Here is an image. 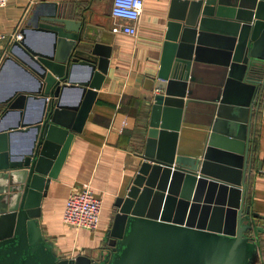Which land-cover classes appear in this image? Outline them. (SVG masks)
Listing matches in <instances>:
<instances>
[{"label":"water","instance_id":"water-1","mask_svg":"<svg viewBox=\"0 0 264 264\" xmlns=\"http://www.w3.org/2000/svg\"><path fill=\"white\" fill-rule=\"evenodd\" d=\"M182 3L186 10L168 21L157 79L163 91L151 104L141 161L114 201L96 253L71 257L57 255L43 234L41 199L101 86L111 44L87 5L79 18L34 12L23 35L42 32L47 45L24 36L13 45L37 74L35 93L11 97L2 114L23 111L28 97L40 109L19 122L31 133L23 154L11 151L13 126L0 127V264L254 263L264 213L251 209L248 189L264 90V0ZM71 86L80 90L76 102L66 99ZM194 114L207 126L205 144L198 154L183 153L181 121Z\"/></svg>","mask_w":264,"mask_h":264},{"label":"crops","instance_id":"crops-1","mask_svg":"<svg viewBox=\"0 0 264 264\" xmlns=\"http://www.w3.org/2000/svg\"><path fill=\"white\" fill-rule=\"evenodd\" d=\"M182 1L144 0L135 34L121 30L125 20L111 14L112 0H8L0 6V30L18 28L27 43L39 48L47 45L48 36L31 30L23 35V29L29 25L34 12L43 13L48 9L79 18L81 9L87 5L85 12L91 22L101 26V35L110 39L108 69L101 86L96 88L82 128L74 132L57 176L51 178L48 192L41 199L42 231L59 256L93 255L104 241L114 213V201L124 193L141 161L139 153L145 145L151 104L154 95L163 91L157 86V79L168 21L177 19L176 14L186 10L187 5L183 6ZM200 16L199 12L197 27ZM211 31L217 32L214 28ZM22 36L11 42L2 41L0 45V127L13 126L9 139L14 154H23L31 138L29 130H20L25 126L19 122L33 120L40 109V101L28 97L23 111L9 110L2 114L11 97L35 93L37 74L28 64V55L13 45ZM217 41L215 38L212 42ZM65 95L70 102H76L80 90L71 86ZM202 120L194 114L187 121H181L180 152L198 154L204 147L207 126ZM254 120L248 200L251 209L264 213V90ZM84 182L90 184L93 194L102 201L100 222L95 229L75 227L62 219L67 192ZM258 233L259 247L253 264H264V231Z\"/></svg>","mask_w":264,"mask_h":264},{"label":"built area","instance_id":"built-area-1","mask_svg":"<svg viewBox=\"0 0 264 264\" xmlns=\"http://www.w3.org/2000/svg\"><path fill=\"white\" fill-rule=\"evenodd\" d=\"M8 0H0V6ZM144 0H112L111 14L124 19L120 25L122 31L135 34L137 22L143 7ZM22 32L15 28L12 31L0 30V45L2 41L11 42L20 38ZM101 198L95 196L88 182L79 187L71 188L65 198L62 209V219L75 227L95 229L100 222Z\"/></svg>","mask_w":264,"mask_h":264}]
</instances>
